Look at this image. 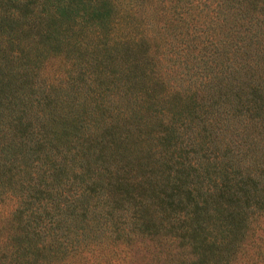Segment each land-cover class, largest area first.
Segmentation results:
<instances>
[{"label":"trees","instance_id":"obj_1","mask_svg":"<svg viewBox=\"0 0 264 264\" xmlns=\"http://www.w3.org/2000/svg\"><path fill=\"white\" fill-rule=\"evenodd\" d=\"M0 264H264V0H0Z\"/></svg>","mask_w":264,"mask_h":264},{"label":"rangeland","instance_id":"obj_2","mask_svg":"<svg viewBox=\"0 0 264 264\" xmlns=\"http://www.w3.org/2000/svg\"><path fill=\"white\" fill-rule=\"evenodd\" d=\"M12 209H13L12 204H10V203L2 206L3 212H6V213L7 212L9 213Z\"/></svg>","mask_w":264,"mask_h":264}]
</instances>
